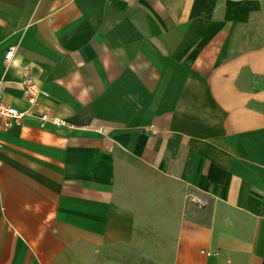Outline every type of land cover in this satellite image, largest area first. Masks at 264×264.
<instances>
[{"label": "crops", "instance_id": "crops-1", "mask_svg": "<svg viewBox=\"0 0 264 264\" xmlns=\"http://www.w3.org/2000/svg\"><path fill=\"white\" fill-rule=\"evenodd\" d=\"M26 68L72 127L0 131V264H135L145 176L185 190L171 264H264V0H0L24 110Z\"/></svg>", "mask_w": 264, "mask_h": 264}, {"label": "rangeland", "instance_id": "rangeland-1", "mask_svg": "<svg viewBox=\"0 0 264 264\" xmlns=\"http://www.w3.org/2000/svg\"><path fill=\"white\" fill-rule=\"evenodd\" d=\"M125 185L127 198L136 214L137 229L134 248L118 252L120 259H133L135 264H171L185 190L163 177H136ZM111 256L116 257L117 253L108 254V258Z\"/></svg>", "mask_w": 264, "mask_h": 264}, {"label": "built area", "instance_id": "built-area-1", "mask_svg": "<svg viewBox=\"0 0 264 264\" xmlns=\"http://www.w3.org/2000/svg\"><path fill=\"white\" fill-rule=\"evenodd\" d=\"M14 48H10L6 54V60L11 61ZM24 87V98L29 104L28 109H19L3 100L4 83L0 81V131H7L15 126L23 125L27 119L38 120L41 125H53L59 129L71 128V122L59 117L52 112L51 107L45 102L49 99V93L41 87L35 77L26 68L19 76ZM3 159L0 156V167Z\"/></svg>", "mask_w": 264, "mask_h": 264}]
</instances>
